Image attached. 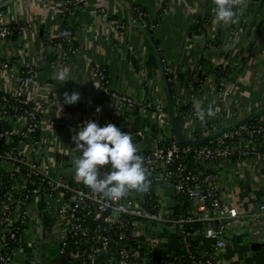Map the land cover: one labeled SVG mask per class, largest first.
Returning a JSON list of instances; mask_svg holds the SVG:
<instances>
[{"label": "built area", "instance_id": "built-area-1", "mask_svg": "<svg viewBox=\"0 0 264 264\" xmlns=\"http://www.w3.org/2000/svg\"><path fill=\"white\" fill-rule=\"evenodd\" d=\"M60 2L63 16L71 18L78 5L87 3ZM3 15L0 11V40L13 34L1 22ZM108 22L125 29L119 20ZM72 34L70 27L62 30L57 45L75 52ZM4 68L10 69V63ZM217 69L225 68L202 63L194 89L215 77L220 93L227 95L228 75ZM28 72H21L12 93L0 89V264H46L45 257L55 249L61 264H229L224 253L238 226L264 219V203L241 213L223 192L226 163L254 156L264 160V110L244 118L234 112L233 123L217 112L201 123L193 105L175 102L176 84L164 67L177 118L184 121L179 138L163 97L137 99L114 91L106 69H96L101 91L114 103L110 122L131 133L151 171L146 193L107 202L80 181L49 174L29 156L27 146L38 155L46 151L40 105L27 97L35 73L33 68ZM208 106L215 107L213 101ZM135 112L150 117L157 131L131 124ZM144 139L154 143L143 146ZM109 171L111 165L101 169L102 174ZM171 236L179 242L175 252L168 251ZM203 239L213 243L206 245Z\"/></svg>", "mask_w": 264, "mask_h": 264}, {"label": "crops", "instance_id": "crops-1", "mask_svg": "<svg viewBox=\"0 0 264 264\" xmlns=\"http://www.w3.org/2000/svg\"><path fill=\"white\" fill-rule=\"evenodd\" d=\"M6 1L0 0L1 22L13 34L0 40V89L12 93L21 72L33 68L27 97L40 105L46 154L38 155L28 146L27 150L51 175L79 181L72 164L73 137L89 119L101 127L114 120V103L101 91L98 68L106 69L114 91L137 99L163 97L171 120L177 117L175 99L196 109H206L213 101L232 123L234 112L244 118L264 110V0H245L235 24L218 21L213 0H86L67 19L60 0H12L5 5ZM112 18L125 29L110 25ZM68 27L75 52L57 45L59 33ZM6 62L10 69L4 68ZM202 63L225 68L227 95L220 93L215 77L194 89ZM164 67L176 84L175 99ZM61 70L70 78L63 83L57 79ZM73 91L80 93V101L65 104L64 93ZM129 121L157 131L152 119L139 112ZM153 143L154 139L142 140L143 146ZM223 179L227 202L241 213L264 203V160L259 156L226 163ZM256 231H264V219L238 226L224 253L229 264H264V234ZM178 248V239L171 236L168 251Z\"/></svg>", "mask_w": 264, "mask_h": 264}, {"label": "clouds", "instance_id": "clouds-1", "mask_svg": "<svg viewBox=\"0 0 264 264\" xmlns=\"http://www.w3.org/2000/svg\"><path fill=\"white\" fill-rule=\"evenodd\" d=\"M245 0H213L214 12L218 21L235 24ZM60 83L70 79L61 70L57 74ZM81 95L77 91L64 93L65 104L79 102ZM98 106L96 112H101ZM219 110L208 106L196 109L197 119L204 123L206 118H213ZM72 164L76 178L92 193L98 194L107 202L120 201L131 193H146L151 186V171L146 165L140 149L133 143L131 133L121 130L109 122L101 127L91 119L85 121L73 137ZM80 153V155H75ZM111 165V171L102 174L101 169Z\"/></svg>", "mask_w": 264, "mask_h": 264}, {"label": "water", "instance_id": "water-1", "mask_svg": "<svg viewBox=\"0 0 264 264\" xmlns=\"http://www.w3.org/2000/svg\"><path fill=\"white\" fill-rule=\"evenodd\" d=\"M10 1H12V0L6 1L5 5L8 4ZM172 125H173L174 131L176 132L178 137L182 138L183 137L182 131H183L184 121L182 119L176 117V118H173ZM2 144H3V141L0 140V149L2 148ZM49 256L45 257V260L48 261L49 264H61V259L58 255V251L56 249L52 250L50 252Z\"/></svg>", "mask_w": 264, "mask_h": 264}, {"label": "trees", "instance_id": "trees-1", "mask_svg": "<svg viewBox=\"0 0 264 264\" xmlns=\"http://www.w3.org/2000/svg\"><path fill=\"white\" fill-rule=\"evenodd\" d=\"M72 7H73V5H72ZM67 16L68 15H66L65 17H66V19H67ZM219 72H220V74L223 76V74H225V70H224V73H222L223 71H222V69H217ZM2 95V93H0V96ZM16 138V140L19 138V137H15ZM50 252V251H49Z\"/></svg>", "mask_w": 264, "mask_h": 264}, {"label": "rangeland", "instance_id": "rangeland-1", "mask_svg": "<svg viewBox=\"0 0 264 264\" xmlns=\"http://www.w3.org/2000/svg\"><path fill=\"white\" fill-rule=\"evenodd\" d=\"M50 257V256H49ZM46 264H49V262L48 261H46Z\"/></svg>", "mask_w": 264, "mask_h": 264}]
</instances>
